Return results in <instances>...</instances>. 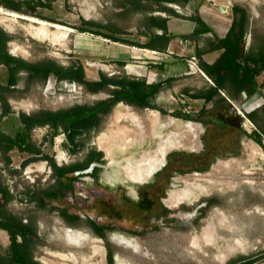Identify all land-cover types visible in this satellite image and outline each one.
Instances as JSON below:
<instances>
[{
	"label": "rangeland",
	"instance_id": "rangeland-1",
	"mask_svg": "<svg viewBox=\"0 0 264 264\" xmlns=\"http://www.w3.org/2000/svg\"><path fill=\"white\" fill-rule=\"evenodd\" d=\"M43 1L49 3V0ZM142 4L144 10L140 11L127 0H50V7L39 8L36 14L72 29L65 38L53 41L33 38L11 21L2 23L3 14H0V28L12 37L10 53L29 62L54 59L66 67L81 63L90 81L98 80L100 72H104L109 76L127 75L147 82L155 78L154 82H157L158 77L141 73L139 67L152 69L150 65L159 67L158 62L162 61H153L157 65L150 63L152 55L137 46L145 44L148 36L157 33L156 29L148 26L147 18L151 15L163 17V12H160L163 5L145 0ZM167 7L182 16L171 18L169 30L173 34L190 32L194 22L189 17L197 14L203 15L213 30L223 34L234 18L233 8L240 7L246 9L249 16L247 49L254 47L257 50L259 42L264 40V0H191L187 5L169 3ZM82 19L116 28L119 38L136 46L81 33L74 28ZM19 24L27 28L31 22L19 19ZM34 25L40 27L36 23ZM49 29L55 32L54 28ZM201 42L205 44V41ZM190 48L195 50L194 44L188 46V51ZM183 54L187 55L186 59L192 52ZM120 62H125V65ZM5 73V68L0 65L2 83L6 80ZM195 76L200 77H181L182 86L174 97L163 96L162 90L154 98L152 103L165 110L166 114L118 104L99 132L93 133L91 138L82 136L79 139L86 145L76 154L67 149L63 132L51 142L52 130L48 126L42 127L43 137L42 133L32 131L33 142L41 147L44 155L54 157L59 167L83 161L91 150L104 153V163L96 164L99 168L97 179L91 174L78 176L74 192L66 191L62 198L47 199L45 206H41L38 200L30 202L28 193L42 194L56 186L50 164L46 160H38L23 167L22 163L30 156L15 149L10 152L12 164L6 166L0 152V183L12 194L3 211L33 227L36 236L29 247L34 261L67 264L52 255L71 252L77 255L80 264H84L83 259H88L92 250L89 243L82 248L68 243L65 232L73 228L101 240L98 246L104 247L105 264H108V250L113 253L115 264H230L242 258H250L252 264H264V151L241 131L251 134L257 128L261 132L264 129V72L257 78L259 90L256 94L263 104L252 111L256 113L257 125L248 118L252 112L247 113L256 106L255 103L247 105L254 97H248L245 92L234 99L222 92L227 102L217 104L189 100L185 94L182 95L183 90L191 89V86L195 89L211 86L212 83L202 75ZM108 97L107 93L91 94L76 82H59L53 76L46 82L27 84L24 74L9 98L14 113L0 119V130L15 136L21 112L59 111L76 105H91ZM203 107L208 113L201 119L207 124L179 117L185 114L196 116ZM128 115L137 122L127 118ZM188 124L193 126L194 138L187 135ZM175 134L181 137L182 142L193 145L169 151L162 170L159 168L160 171L154 173L150 180L155 183L154 187L144 183L147 180L134 182L144 183L139 185L126 179L124 169L128 163L140 160L144 154H152L162 141ZM109 142H113V146ZM255 146L262 154H257ZM169 155L171 158L168 160ZM197 168H206V171H198ZM174 191H190L191 196L173 207L169 195ZM137 193L147 194L140 205L136 204ZM160 198H163V203ZM209 201L214 203L209 206ZM62 209H67L72 216H79V219L68 222L61 215ZM165 209L171 215L163 216L162 220ZM91 220L114 226L115 230L105 231L102 239L95 233ZM207 227L212 238L217 239L215 245H209L202 239ZM4 232L7 240H0L1 256H6L11 245L9 234ZM99 260L94 259L91 264H98Z\"/></svg>",
	"mask_w": 264,
	"mask_h": 264
},
{
	"label": "trees",
	"instance_id": "trees-1",
	"mask_svg": "<svg viewBox=\"0 0 264 264\" xmlns=\"http://www.w3.org/2000/svg\"><path fill=\"white\" fill-rule=\"evenodd\" d=\"M129 4L134 5L135 10H144L142 1L144 0H127ZM153 1L163 5L160 12L167 13L171 17H182L174 10L167 7L169 3L187 5L191 0H145ZM0 6L8 11L16 12L22 15L39 18L51 23H57L55 20H48L36 14L37 10L50 7V0H0ZM26 7V8H25ZM127 9V7H126ZM234 18L232 27L224 38L218 37L212 28H210L200 15L189 17L195 23V29L192 33L181 36L185 40H205V45L197 47L195 54L199 58L201 69L204 71L211 86L196 90L190 94V90L184 91L192 99L204 100L205 104L225 103L227 98L222 94L225 93L230 99L246 93L248 97L253 96L258 90L257 78L264 72V40L259 42L257 50L253 48L247 49L246 36L248 33L249 16L246 9L234 7ZM169 18L151 15L147 18L148 26L162 31V34H151L148 42L137 47L142 49L153 50L157 52H165L174 36L169 33ZM74 28V27H73ZM81 33H89L99 36L116 43L136 46L130 44L128 40L118 37L119 30L116 28H108L105 25L87 21L82 19L79 26L74 28ZM207 36V35H210ZM12 37L0 28V65L6 70L5 83L0 81V104L2 106V115H12L13 109L9 103L10 95L16 91L20 80L26 74L27 84L34 81L46 82L51 76L57 81L76 82L85 86L86 90L91 94L107 93L108 98L99 100L91 105H76L71 108L59 111L38 110L31 114L20 113L18 117V131L15 136L8 135L0 130V152L6 166L12 164L10 152L15 149L23 153H27L28 157L23 163V167L28 166L32 162L38 160H46L53 169L56 178V186L39 192H29L28 198L30 202L38 200L41 206H45L47 199H58L66 195V191L74 192V182L78 179L76 172L88 169L94 163H104V153L97 150H91L86 158L75 164L59 167L54 157L44 155L41 147H37L32 140V131L36 127L48 126L52 130L51 142L54 137L63 132L66 135L67 149L76 154L85 147V143L79 139L82 136L91 138L93 133L100 131L102 124L107 116L111 114L113 109L120 103L128 106H136L142 109L158 110L162 114H166L165 110L157 108L152 103L154 98L163 90V84H148L146 79H136L127 75L109 76L104 72H100L98 80L90 81L86 78L85 66L79 63L77 66H63L54 59H46L39 62H29L23 58L13 56L10 53L9 43ZM219 52V57L212 64L204 60V56L209 53ZM125 65V62H120ZM154 68V66H149ZM172 79H168L170 84ZM257 109V108H256ZM254 109V110H256ZM252 110V111H254ZM249 111V112H252ZM264 111V110H263ZM208 113L206 107L196 115L185 114L182 117L192 122L202 121V117ZM256 113L252 112L248 118L257 125ZM175 116V114H173ZM239 117V116H238ZM240 118V117H239ZM241 119V118H240ZM243 134L258 144L264 151V129L262 132L259 128L248 134L241 130ZM171 155L168 156V160ZM198 171H206V168H197ZM96 167L91 174L97 179ZM41 195V196H40ZM0 230H4L9 234L11 245L6 256L0 255V264H40L32 259L30 255V243L33 241L36 233L33 227L23 223L21 219L7 214L3 211L5 205L12 198V194L7 187L0 183ZM214 202L209 201L211 206ZM166 213L170 211L165 209ZM61 215L70 223L77 221L79 216H72L67 209L61 210ZM95 233L102 239L105 238V227L99 226L90 221ZM73 229V228H72ZM21 238V241L19 240ZM108 264H115L113 253L108 250ZM250 258H242L235 263L230 264H252Z\"/></svg>",
	"mask_w": 264,
	"mask_h": 264
},
{
	"label": "bare ground",
	"instance_id": "bare-ground-1",
	"mask_svg": "<svg viewBox=\"0 0 264 264\" xmlns=\"http://www.w3.org/2000/svg\"><path fill=\"white\" fill-rule=\"evenodd\" d=\"M0 14H3V20L2 23H5L7 21H11L12 24H16L22 29H24L28 35H30L33 38L40 39V40H56L59 37L65 38L67 33L72 32V29L67 28L65 26H62L57 23H48L45 21H42L35 17L25 16V15H19L16 12L6 11L3 8H0ZM26 18L29 22H31L30 25L26 28V26H21L19 24V19ZM10 23V24H11ZM34 23L40 25V27H37L34 25ZM52 27L55 29V32L51 31L49 28ZM63 31H66L63 33ZM123 116V115H122ZM121 116V117H122ZM126 118V117H125ZM127 118L132 119L134 123L137 121L131 118L130 115L127 116ZM175 123V122H174ZM189 131L187 135L191 136L192 138L195 137V135L192 133V124H188ZM127 134V132H126ZM129 135V134H128ZM136 138V136H135ZM102 140V139H101ZM104 140V139H103ZM108 139H106L107 141ZM188 139H186L187 141ZM122 141V139H121ZM190 141V140H189ZM195 141V140H194ZM108 142V141H107ZM184 142V143H183ZM181 141L180 136L173 135L168 140L162 141L158 148L152 153V154H144L140 160L134 161V163H128V165L125 167V172L127 178L132 182H143L154 176V173H158L160 170H162V166H164L166 162V156L174 148H189L193 144L185 141ZM194 143V142H193ZM103 144V143H102ZM105 144V143H104ZM109 144H112L113 142H109ZM119 144V143H118ZM127 146V145H126ZM256 147V146H255ZM104 150V149H103ZM108 154L110 153L109 148L107 149ZM255 151L257 154H262L260 151V148H255ZM255 152V153H256ZM264 156V155H263ZM63 158V155H60V159ZM30 168V166H29ZM28 168V169H29ZM159 168H161L159 170ZM28 169L26 173L28 172ZM159 170V171H158ZM158 171V172H157ZM154 174V175H153ZM191 185V184H190ZM193 185H191L192 187ZM196 190H198V187H194ZM190 191L187 192H175L169 195L170 202L173 207H176L178 204H181L183 201H186L191 196ZM3 232H0V236L3 235ZM214 234V233H213ZM213 236V235H212ZM209 232L208 227L203 231L202 233V239L209 245H215L217 239H213ZM65 238L68 241V243L74 247L82 248L87 246L89 243L90 248L92 250L91 256L88 259H83L84 264H91V262L94 259H100L98 264H105V250L104 247L98 246V244H101V240L91 237L89 234L84 233L82 231H74L72 229H67L65 232ZM7 239V238H6ZM232 253V252H231ZM55 259L59 260L60 262H68L72 264H80L79 258L77 255L69 252L67 254L57 253L52 255ZM67 263V264H68Z\"/></svg>",
	"mask_w": 264,
	"mask_h": 264
},
{
	"label": "crops",
	"instance_id": "crops-1",
	"mask_svg": "<svg viewBox=\"0 0 264 264\" xmlns=\"http://www.w3.org/2000/svg\"><path fill=\"white\" fill-rule=\"evenodd\" d=\"M163 17L169 18V21H168V29H169V22H170L171 18H173V17L169 16L167 13H164V12H163ZM201 17L206 22V24L210 27V24L206 20V18H204L203 15H201ZM232 23H233V19L230 20V24H229L227 30L223 34L222 33L219 34L218 31L215 30V29L213 31L215 32V34L218 37L224 38V37H226V35L228 34L230 28L232 27ZM194 29H195V23H194V26H193V28H192V30L190 32L173 34L169 30V33L172 36H174L175 38L172 39L168 49L174 51L177 54L182 55L183 57H179L177 55H172L171 57H168V58H165L164 60H161L162 62H158L159 67H154L152 69H148L147 67L145 69L143 67H139L140 68L139 71L141 73L145 72L147 74L149 73V74L154 75L153 77H158L157 82H154L155 78L153 79V77H152V79H153L152 81L153 82L152 81L151 82L148 81L147 83L148 84L162 83L163 84V96L170 95L171 97H174V95H177V90L180 89V87L182 86L181 83H180L181 82L180 81L181 77L188 76L189 79H197V78L200 77V76L198 77V76H195V75H192V74L188 73V67H187V64H186V59H184L185 56H187V55L183 54L186 51L188 53L192 52V54H194L197 47H202V46L205 45V44H202V42H201V41H205L204 39H201L199 41L190 40V39L189 40L182 39L181 36L192 33ZM158 32H162V31H158L157 30V34H159ZM147 42H148V40H147ZM184 42H186V43H184ZM190 44H194L195 50L193 48H190L189 51H188V46ZM145 50L150 51V52L153 51V50H148V49H145ZM155 52H157V51H155ZM160 53H163V52H160ZM148 54H151V53H148ZM219 54H220L219 52H213V53L206 54L204 56V60L207 63L212 64L219 57ZM211 56H213V57H211ZM135 58H138V57H135ZM150 61H151L150 63H152V64H156L157 63V62H152V60H150ZM136 79H139V78H136ZM168 79H172V82L170 84L167 83ZM210 83H211V81H210ZM203 85L206 86V84H203ZM191 87H192L191 89L189 88L190 94H193V93L196 92V90L204 89L207 86L204 87V88H202L201 86H198V87H196L197 89L193 88V86H191ZM185 90H187V89H185ZM185 90H183L182 95L185 94L184 93ZM258 90H259V88H258ZM258 90H257V92L255 94H253V96H251V97H254V98L252 100H250L249 102H247V105L250 104L251 106H252L253 103L256 104V106H252L251 111L256 109V108L261 107V105L263 104V100L261 99V97L260 96H256V94L258 93ZM186 97L189 98V100H195V101L199 100V99H192L188 95H186ZM202 101H204V100H202ZM247 108H248V106H247ZM247 108L245 109L246 111H247ZM6 238H7V236H6L5 232H4V234L0 236V240L2 242H5L7 240Z\"/></svg>",
	"mask_w": 264,
	"mask_h": 264
},
{
	"label": "built area",
	"instance_id": "built-area-1",
	"mask_svg": "<svg viewBox=\"0 0 264 264\" xmlns=\"http://www.w3.org/2000/svg\"><path fill=\"white\" fill-rule=\"evenodd\" d=\"M174 9L178 10L179 8L175 7ZM159 34H162V32H159ZM184 43H186V42H184ZM144 52L151 53L150 55H152V57L150 59L152 60V62L153 61H158V60H164L165 58L171 57L172 55H177L179 57H183L182 55L177 54V53H175L174 51H172L170 49H168L166 52H163V53L155 52V51H151L150 52V51H147V50H144ZM156 56H159V57L156 58ZM186 64H187V67H188V73L189 74H192V75L199 74V75H202L203 77H205L207 80H209L208 77L206 76V74L204 73V71L201 69L200 63H199V58H198V56L196 54L189 55V57L186 58ZM240 113L243 115L244 118H246V116L242 112H240ZM247 113H250V112H247ZM246 120L248 122H250L248 119H246ZM43 127H45V126H43ZM33 131L36 132L37 134L42 133L41 137H43L45 135L44 134V130H43L42 127H37Z\"/></svg>",
	"mask_w": 264,
	"mask_h": 264
},
{
	"label": "flooded vegetation",
	"instance_id": "flooded-vegetation-1",
	"mask_svg": "<svg viewBox=\"0 0 264 264\" xmlns=\"http://www.w3.org/2000/svg\"><path fill=\"white\" fill-rule=\"evenodd\" d=\"M96 164H98V163H96ZM122 169H123V167H122ZM99 172V171H98ZM98 172H97V174H98ZM161 173V172H160ZM155 176V175H154ZM154 176H152L151 178H149L146 182H144V183H146V184H148L150 187H154L155 186V183L154 182H152V181H150ZM126 177V176H125ZM126 179H127V177H126ZM128 180V179H127ZM129 181V180H128ZM132 183V182H131ZM144 183H134V184H139V185H141V184H144ZM74 186H75V182H74ZM137 195H138V202L136 203V204H141L144 200H145V196H147V194H139V193H137ZM127 201H130L129 199H127ZM132 201V200H131ZM160 201L163 203V198H160ZM133 204H134V202H133ZM169 215H171V212H169V213H166L165 212V210L164 211H162V215H161V219L163 220V216H165V217H167V216H169ZM91 219H93V218H91ZM94 220V219H93ZM93 220H91L92 222H94V223H96L95 221H93ZM97 225H99V226H102V227H105L106 228V230L105 231H114L115 230V228H114V226H111V225H101V224H98V223H96ZM155 227H157V225H155Z\"/></svg>",
	"mask_w": 264,
	"mask_h": 264
},
{
	"label": "water",
	"instance_id": "water-1",
	"mask_svg": "<svg viewBox=\"0 0 264 264\" xmlns=\"http://www.w3.org/2000/svg\"><path fill=\"white\" fill-rule=\"evenodd\" d=\"M2 8V7H1ZM4 9V8H3ZM224 9V8H223ZM19 14V13H17ZM19 15H22V14H19ZM25 16H28V15H25ZM22 20H26L28 21L26 18H21ZM258 145V144H257ZM259 146V145H258ZM97 167L96 163L92 164L88 169L86 170H83V171H79V172H76V176H80V175H87V174H92L94 172V169Z\"/></svg>",
	"mask_w": 264,
	"mask_h": 264
}]
</instances>
